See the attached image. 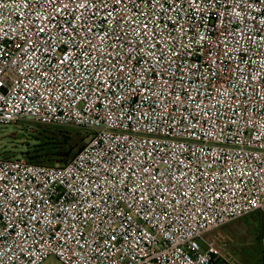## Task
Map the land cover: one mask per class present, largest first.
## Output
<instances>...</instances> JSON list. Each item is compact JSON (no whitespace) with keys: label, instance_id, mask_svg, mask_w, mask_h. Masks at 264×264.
<instances>
[{"label":"built area","instance_id":"built-area-1","mask_svg":"<svg viewBox=\"0 0 264 264\" xmlns=\"http://www.w3.org/2000/svg\"><path fill=\"white\" fill-rule=\"evenodd\" d=\"M88 128L0 156V264H235L264 213V0H0V125Z\"/></svg>","mask_w":264,"mask_h":264},{"label":"rangeland","instance_id":"rangeland-1","mask_svg":"<svg viewBox=\"0 0 264 264\" xmlns=\"http://www.w3.org/2000/svg\"><path fill=\"white\" fill-rule=\"evenodd\" d=\"M16 126L0 125V156L3 158H26L27 152L42 142L46 134L54 137L59 130L70 131L79 148L84 147L92 130L73 125H47L23 121ZM47 137V138H48ZM215 237L229 253L235 264H264V213L253 212L231 221L206 234ZM43 264H62L56 257L47 258Z\"/></svg>","mask_w":264,"mask_h":264},{"label":"trees","instance_id":"trees-1","mask_svg":"<svg viewBox=\"0 0 264 264\" xmlns=\"http://www.w3.org/2000/svg\"><path fill=\"white\" fill-rule=\"evenodd\" d=\"M46 134L38 138L42 143L26 154L29 161L44 165H63L73 158L83 147L76 145L70 131L59 130L54 137Z\"/></svg>","mask_w":264,"mask_h":264},{"label":"crops","instance_id":"crops-1","mask_svg":"<svg viewBox=\"0 0 264 264\" xmlns=\"http://www.w3.org/2000/svg\"><path fill=\"white\" fill-rule=\"evenodd\" d=\"M257 212V211H256ZM260 212V211H259Z\"/></svg>","mask_w":264,"mask_h":264}]
</instances>
